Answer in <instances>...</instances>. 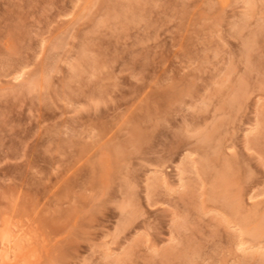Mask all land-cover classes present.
<instances>
[{
	"label": "rangeland",
	"instance_id": "obj_1",
	"mask_svg": "<svg viewBox=\"0 0 264 264\" xmlns=\"http://www.w3.org/2000/svg\"><path fill=\"white\" fill-rule=\"evenodd\" d=\"M3 215L41 264H259L264 0H0Z\"/></svg>",
	"mask_w": 264,
	"mask_h": 264
},
{
	"label": "bare ground",
	"instance_id": "obj_2",
	"mask_svg": "<svg viewBox=\"0 0 264 264\" xmlns=\"http://www.w3.org/2000/svg\"><path fill=\"white\" fill-rule=\"evenodd\" d=\"M216 1L221 6H225L228 3V0ZM180 175L179 180H181ZM217 179L222 185L223 174ZM232 202L226 204V206L235 215L238 211V205ZM247 220L250 219H243V224ZM255 221V226H253L251 234L255 237L264 235V219L262 220V217H260ZM246 225L248 224L246 223ZM47 239L40 228L29 218H16L10 215H3L0 219V264H41L43 258L48 253V247L51 248ZM242 246L243 243H240L239 247ZM260 256L262 257V253ZM261 259L259 264H264V254Z\"/></svg>",
	"mask_w": 264,
	"mask_h": 264
}]
</instances>
